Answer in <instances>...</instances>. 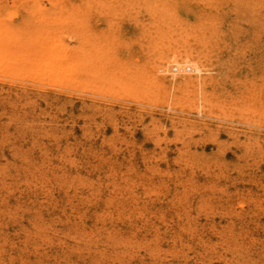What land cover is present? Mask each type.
I'll return each instance as SVG.
<instances>
[{
	"label": "rangeland",
	"instance_id": "obj_1",
	"mask_svg": "<svg viewBox=\"0 0 264 264\" xmlns=\"http://www.w3.org/2000/svg\"><path fill=\"white\" fill-rule=\"evenodd\" d=\"M0 264H264V0H0Z\"/></svg>",
	"mask_w": 264,
	"mask_h": 264
},
{
	"label": "bare ground",
	"instance_id": "obj_2",
	"mask_svg": "<svg viewBox=\"0 0 264 264\" xmlns=\"http://www.w3.org/2000/svg\"><path fill=\"white\" fill-rule=\"evenodd\" d=\"M45 42L41 39V38H39V39H33L29 44H27L28 46H27V48H26V50H28V52L30 53V56H32V55H34V59H31V60H33L32 61V63H40L41 61H50L51 60V63H58L59 64V67L61 68L63 65H64V61L63 60H59V61H57V58L55 57V56H53V55H51V57H47L46 59H43V58H40V51H44L43 49H41V48H43V47H45V44H44ZM22 45H24V42H23V40H22ZM49 54V53H48ZM95 57V56H94ZM189 59H187L186 61L187 62H189L190 64L188 65V63L186 64V67H185V69L187 70H193V71H195L196 72V76H194V78L193 77H191V76H189V78L191 77V78H193L192 80L190 79V81L189 80H186L187 82L189 81V82H197L198 80H199V78L202 76V73H203V68L201 67V65L199 64V63H197L196 62V60H193L194 58L193 57H188ZM191 58H193V59H191ZM48 59H50V60H48ZM55 59H56V61H55ZM185 60V59H184ZM184 60L182 59V61L181 60H179V59H175L174 61H171V62H176L177 63V65H175V66H173V68H172V70L173 69H176V70H179L180 68H179V64L180 65H182V64H185L184 63ZM91 62V61H90ZM90 62H89V64H90ZM170 62V61H169ZM171 62L169 63V64H167V65H164L163 67H161V70H166V71H169L170 69H171ZM47 63V62H46ZM88 64V63H87ZM85 66H86V64H85ZM182 70V69H181ZM173 72V71H172ZM175 72H173V74H174ZM195 74V73H194ZM182 76H184L183 74H182ZM179 77V76H178ZM175 78L177 79V76H175ZM186 78V77H185ZM202 78V77H201ZM174 79V78H173ZM183 79V78H182ZM169 80H171V79H169ZM184 80V79H183ZM176 81V80H175ZM181 81V80H180ZM185 81V80H184ZM183 81V82H184ZM182 82V81H181ZM187 82H185V83H187ZM193 82V83H194ZM177 83H179V82H177ZM259 97V96H258Z\"/></svg>",
	"mask_w": 264,
	"mask_h": 264
}]
</instances>
